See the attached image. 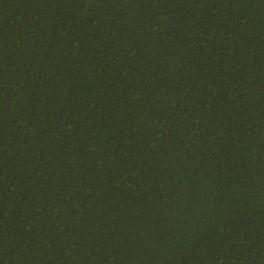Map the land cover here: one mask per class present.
Instances as JSON below:
<instances>
[{
    "label": "trees",
    "instance_id": "obj_1",
    "mask_svg": "<svg viewBox=\"0 0 264 264\" xmlns=\"http://www.w3.org/2000/svg\"><path fill=\"white\" fill-rule=\"evenodd\" d=\"M0 264H264V0H0Z\"/></svg>",
    "mask_w": 264,
    "mask_h": 264
}]
</instances>
